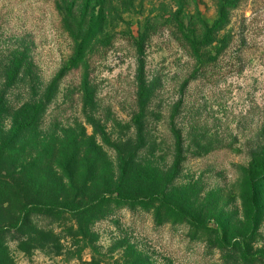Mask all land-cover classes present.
<instances>
[{
	"label": "rangeland",
	"instance_id": "374dc122",
	"mask_svg": "<svg viewBox=\"0 0 264 264\" xmlns=\"http://www.w3.org/2000/svg\"><path fill=\"white\" fill-rule=\"evenodd\" d=\"M21 50L44 109L10 134L8 89V264H264V0H0V78Z\"/></svg>",
	"mask_w": 264,
	"mask_h": 264
},
{
	"label": "trees",
	"instance_id": "16d2710c",
	"mask_svg": "<svg viewBox=\"0 0 264 264\" xmlns=\"http://www.w3.org/2000/svg\"><path fill=\"white\" fill-rule=\"evenodd\" d=\"M16 55V56H15ZM32 67L31 62L28 60L26 52L23 50L12 54V60L5 68L7 73L0 78L2 81L3 90H0V125L9 111L7 91L9 88L16 84H23L28 79L31 83L32 95L31 99L27 100L24 105L16 112L15 123L16 126L9 132L10 134L18 135L19 132L26 130H34L36 124L41 118L43 112V101H36L38 95V77L30 73L29 69ZM34 81V82H33ZM33 84V85H32ZM2 127V126H1ZM3 131L0 129V137L3 136ZM13 136V135H12ZM16 137V136H15ZM249 182L254 188L264 178V152L252 153V161L248 171ZM3 238L0 235V264H8L9 258L3 252L2 248ZM2 253V255H1ZM4 253V254H3Z\"/></svg>",
	"mask_w": 264,
	"mask_h": 264
}]
</instances>
